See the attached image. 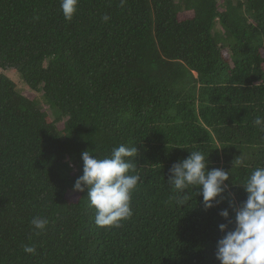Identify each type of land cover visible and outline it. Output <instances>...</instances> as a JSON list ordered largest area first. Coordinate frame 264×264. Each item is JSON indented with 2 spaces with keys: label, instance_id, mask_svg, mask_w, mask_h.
<instances>
[{
  "label": "trees",
  "instance_id": "16d2710c",
  "mask_svg": "<svg viewBox=\"0 0 264 264\" xmlns=\"http://www.w3.org/2000/svg\"><path fill=\"white\" fill-rule=\"evenodd\" d=\"M60 3L0 0V69L54 116L0 74V264H219V213L234 221L229 202L264 167V0H79L71 20ZM121 144L138 150L133 214L98 227L73 190L81 153ZM195 150L231 174L209 209L192 189L180 207L167 183Z\"/></svg>",
  "mask_w": 264,
  "mask_h": 264
},
{
  "label": "clouds",
  "instance_id": "9594fccd",
  "mask_svg": "<svg viewBox=\"0 0 264 264\" xmlns=\"http://www.w3.org/2000/svg\"><path fill=\"white\" fill-rule=\"evenodd\" d=\"M79 0H61L60 8L64 18L71 20L77 12ZM104 20L109 18L105 16ZM254 124L264 130V118L256 117ZM138 153L137 148L123 145L114 148L109 157L103 159L93 156L89 150L81 153L82 175L73 190L85 192L89 206L95 209L94 223L98 227H118L122 220L132 216V193L141 182V175L131 159ZM208 156V155H207ZM209 161L199 150L174 163L169 169L167 183L179 194L176 203L181 207L195 196H202L205 209L214 207L218 197L228 190L231 175L220 168L209 169ZM234 166H247L242 158H235ZM233 183V182H232ZM234 184V183H233ZM246 199L235 207L234 221L229 219V210L223 209L219 215L228 223H221L218 229L224 233L216 242L215 257L219 264H264V167H256L242 184ZM35 229L43 230L46 218L34 217L31 221ZM229 224L234 227L229 230ZM25 252L34 251L25 247Z\"/></svg>",
  "mask_w": 264,
  "mask_h": 264
},
{
  "label": "rangeland",
  "instance_id": "374dc122",
  "mask_svg": "<svg viewBox=\"0 0 264 264\" xmlns=\"http://www.w3.org/2000/svg\"><path fill=\"white\" fill-rule=\"evenodd\" d=\"M190 16H191V13H186L184 15V17H190ZM216 29L220 30L219 26H217ZM0 74H3L8 79H10L15 84L18 92H20L21 94H23L26 98H28L30 100L36 101L38 106L44 112H46L52 120H54V116L52 115L51 110L49 109V107L47 106V104L45 103V101L42 97L41 90H39L38 92H36V91L32 92L29 89H27V87L25 86L20 75L15 71H5V70L0 69ZM61 122H63V121H61ZM62 126H63V123H59L57 127H58V129H62Z\"/></svg>",
  "mask_w": 264,
  "mask_h": 264
}]
</instances>
